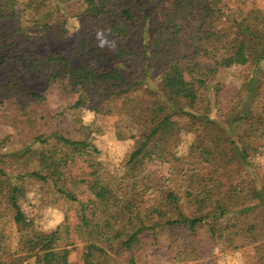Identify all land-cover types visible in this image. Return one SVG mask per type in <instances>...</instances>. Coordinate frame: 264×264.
Returning a JSON list of instances; mask_svg holds the SVG:
<instances>
[{
    "label": "trees",
    "instance_id": "obj_1",
    "mask_svg": "<svg viewBox=\"0 0 264 264\" xmlns=\"http://www.w3.org/2000/svg\"><path fill=\"white\" fill-rule=\"evenodd\" d=\"M18 4L0 0V264H82L68 248L77 240L89 264H139L160 244L179 262L202 260L207 241L251 247L264 264V181L247 192L235 184L264 158L258 0H26L21 14ZM249 67L245 82L215 81ZM177 70L187 85H171ZM51 88L74 97V111L129 118L116 136L133 141L132 158L109 171L93 128L74 118L66 131L65 111L50 110ZM14 136L21 148L3 152ZM27 177L43 200L74 212L66 238L27 218Z\"/></svg>",
    "mask_w": 264,
    "mask_h": 264
},
{
    "label": "rangeland",
    "instance_id": "obj_2",
    "mask_svg": "<svg viewBox=\"0 0 264 264\" xmlns=\"http://www.w3.org/2000/svg\"><path fill=\"white\" fill-rule=\"evenodd\" d=\"M26 0H19V4L16 7V11L21 14L22 4ZM259 6L264 10V0H258ZM75 23V22H74ZM70 33L71 38L70 45H76L80 39L81 25L80 22H76ZM31 32L40 36L42 34L41 29H32ZM93 37L97 38L102 46L108 45L107 33L99 31ZM43 50H49L50 45L47 43H41ZM68 54V52H65ZM72 64L77 66L79 62L75 59H71ZM255 68H234L230 70H221L217 75L216 82L233 83L235 85L245 82L247 78L251 76V73ZM189 83V77L185 72L177 70L175 77L173 78L172 86H183ZM33 89H37L42 93L43 87H37L36 84L32 85ZM47 102L50 105V110L55 113L65 111V117L62 119V125L66 131L73 130V119L80 118L87 125L91 126L94 131V144L100 151L99 160L105 167L111 172H117L120 168V164L123 161H128L132 158L133 141L131 140H119L116 136V132L119 130H125L132 127V121L125 116H103L98 115L88 109L74 111L71 109V105L74 103L75 98L68 96L56 88H51L45 93ZM211 94V93H210ZM213 101V94H211ZM181 124H185V119H180ZM11 129L3 128L1 131L2 136H6L11 133ZM74 134V132L72 133ZM188 143V138H183L182 152L185 151L184 147ZM21 148V142L14 136L9 145L3 152H15ZM2 152V151H1ZM0 152V155L2 154ZM0 163L2 160L0 158ZM113 170V171H112ZM115 170V171H114ZM3 178L0 177V186L3 183ZM264 181V158L260 157L251 161L250 166L246 169L245 174L242 177H238L235 180V184L238 190L247 192L252 186L260 185ZM26 190L27 195L20 200V206L28 219L35 220L37 226L44 231L52 232L58 227L61 228L63 238L68 236L65 224V219H70L69 224L73 227L75 223L74 212L70 211V208L63 202L58 204H51L47 200H43L40 195V182L31 177L26 178ZM68 215V217H67ZM71 231V229H70ZM69 231V232H70ZM71 251V259L75 262L82 264H89V255L84 247V244L77 240L73 245L68 247ZM202 260L184 261L179 262L176 260V255H168L164 244H160L159 247L152 249L146 253L139 264H254L256 262V254L251 247H242L235 251L229 250L226 244L219 242L207 241L202 243L201 250ZM191 258V257H190ZM189 260V258H187Z\"/></svg>",
    "mask_w": 264,
    "mask_h": 264
}]
</instances>
